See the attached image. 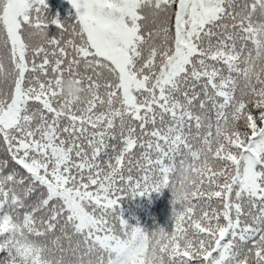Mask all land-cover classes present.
<instances>
[{
  "label": "snow or ice",
  "instance_id": "snow-or-ice-1",
  "mask_svg": "<svg viewBox=\"0 0 264 264\" xmlns=\"http://www.w3.org/2000/svg\"><path fill=\"white\" fill-rule=\"evenodd\" d=\"M69 2L0 0V264H264V0Z\"/></svg>",
  "mask_w": 264,
  "mask_h": 264
},
{
  "label": "trees",
  "instance_id": "trees-1",
  "mask_svg": "<svg viewBox=\"0 0 264 264\" xmlns=\"http://www.w3.org/2000/svg\"><path fill=\"white\" fill-rule=\"evenodd\" d=\"M46 14L49 17H55L62 20H68L71 23L73 16L75 15V9L72 8L69 0H46ZM49 34L57 35V29L55 25H49ZM27 38V37H26ZM32 45L40 43L39 37H33L29 40ZM0 56L4 57L5 68H10L8 62V50L0 48ZM39 62V61H37ZM243 86L241 82V87ZM258 115V113H257ZM241 130H243V122H241ZM173 197L172 192L168 187L161 188L159 191H150L144 195H124L118 201V210L123 219H125L129 225L136 226L139 224L142 228L149 231L156 229L157 227L169 228L172 223V210H173ZM179 210V205L175 206ZM119 230V225L117 224ZM57 231L55 234L46 238V242L49 247H53L51 241L59 236ZM61 243L64 247H67V241L62 240ZM54 255L58 257L60 253L54 252Z\"/></svg>",
  "mask_w": 264,
  "mask_h": 264
},
{
  "label": "clouds",
  "instance_id": "clouds-1",
  "mask_svg": "<svg viewBox=\"0 0 264 264\" xmlns=\"http://www.w3.org/2000/svg\"><path fill=\"white\" fill-rule=\"evenodd\" d=\"M63 95L73 101L82 99L85 94V87L81 83L75 82L71 77H64L61 81Z\"/></svg>",
  "mask_w": 264,
  "mask_h": 264
}]
</instances>
